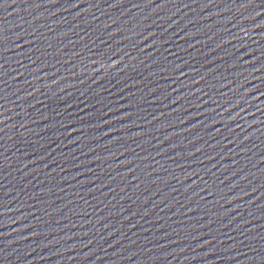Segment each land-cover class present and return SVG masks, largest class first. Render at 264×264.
Wrapping results in <instances>:
<instances>
[{"label":"water","instance_id":"obj_1","mask_svg":"<svg viewBox=\"0 0 264 264\" xmlns=\"http://www.w3.org/2000/svg\"><path fill=\"white\" fill-rule=\"evenodd\" d=\"M0 264H264V0H0Z\"/></svg>","mask_w":264,"mask_h":264}]
</instances>
